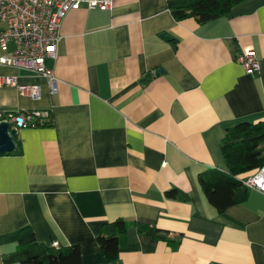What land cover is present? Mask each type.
<instances>
[{
	"label": "crops",
	"instance_id": "crops-1",
	"mask_svg": "<svg viewBox=\"0 0 264 264\" xmlns=\"http://www.w3.org/2000/svg\"><path fill=\"white\" fill-rule=\"evenodd\" d=\"M171 1L68 13L48 63L54 93L46 78L0 66V76L41 88L33 100L0 87V113H49L35 126L11 122L16 150L0 154V264H19L12 237L25 228L39 244L78 246L81 264H264V193L247 188L245 201L220 213L199 182L228 172L227 130L264 122V0L204 23L176 20ZM245 47L258 74L236 61ZM118 219L131 226L107 261L97 236Z\"/></svg>",
	"mask_w": 264,
	"mask_h": 264
},
{
	"label": "trees",
	"instance_id": "trees-1",
	"mask_svg": "<svg viewBox=\"0 0 264 264\" xmlns=\"http://www.w3.org/2000/svg\"><path fill=\"white\" fill-rule=\"evenodd\" d=\"M242 1L179 0L169 2V9L178 21L195 18L197 22L204 23L228 14L232 6ZM221 150L228 172L210 171L199 177L209 203L220 213L246 200L248 189L242 181L249 176L243 175L251 172L252 175L264 166V122H243L230 128L222 141ZM167 196L180 198L176 191L168 192ZM130 226L131 222L123 219L103 226L97 242L105 260L112 261L118 257L119 236L125 234ZM139 226V232L173 243L165 233L142 224ZM12 239L19 244V249L12 255L19 264H81L78 246L55 248L39 244L30 228L20 230Z\"/></svg>",
	"mask_w": 264,
	"mask_h": 264
},
{
	"label": "built area",
	"instance_id": "built-area-1",
	"mask_svg": "<svg viewBox=\"0 0 264 264\" xmlns=\"http://www.w3.org/2000/svg\"><path fill=\"white\" fill-rule=\"evenodd\" d=\"M111 9L113 0H0V66L34 72L47 79L51 92L56 91L53 63L58 56L62 39L61 26L71 11ZM13 49L9 51V46ZM247 74H258L261 65L252 47H245L236 58ZM11 86L21 96L41 99L38 85H22L17 77L0 76V87ZM49 118L47 111L0 113L1 121L13 122L16 127L35 126L37 119ZM243 185L264 193V166L244 179Z\"/></svg>",
	"mask_w": 264,
	"mask_h": 264
},
{
	"label": "water",
	"instance_id": "water-1",
	"mask_svg": "<svg viewBox=\"0 0 264 264\" xmlns=\"http://www.w3.org/2000/svg\"><path fill=\"white\" fill-rule=\"evenodd\" d=\"M169 39L168 36L163 35ZM17 130L11 128V122L0 121V154L10 153L16 150L15 137Z\"/></svg>",
	"mask_w": 264,
	"mask_h": 264
}]
</instances>
